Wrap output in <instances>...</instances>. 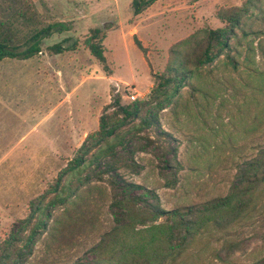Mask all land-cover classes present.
I'll use <instances>...</instances> for the list:
<instances>
[{
	"label": "rangeland",
	"instance_id": "obj_1",
	"mask_svg": "<svg viewBox=\"0 0 264 264\" xmlns=\"http://www.w3.org/2000/svg\"><path fill=\"white\" fill-rule=\"evenodd\" d=\"M131 1L31 0L40 26L60 22L65 30L43 39L40 52L29 59L0 61V264H12L13 259L16 264H86L94 260L91 248L114 224L112 176L117 183L134 182L151 189L161 207L171 209L229 193L247 163L264 156V123L249 126L251 119L244 120L233 108L217 111L216 102L209 113L203 109L199 113L190 86L184 85L176 103L151 109L159 117L158 125L139 130L136 118L124 127L123 144L81 172L84 184L92 186V194L82 192L77 207H71L67 214H63V207L51 208L46 229L37 231L32 246L20 252L19 259L13 258L23 244L22 235L29 233L34 223L33 218L27 223L25 220L32 206H42L51 199L59 171L87 134L97 130L103 107L115 95L123 104L134 101L131 94L135 100L145 101L157 75L192 54L206 28L225 26L221 17L231 8L252 5L248 7L250 17L240 14L237 37L242 27L245 31H264V13L259 12L264 9V0H157L138 15L133 14ZM96 27L105 35L106 68L84 44ZM21 32H26L25 28L20 27ZM134 37L144 50L135 45ZM259 41L264 44V35L254 45ZM55 44L66 50L55 53L49 49ZM259 56H254L257 68ZM221 64H207L201 71ZM215 72L226 88L218 95L233 102L223 79L237 81L242 70L230 72L220 67ZM259 82L264 84V75L253 79L254 85ZM205 120L208 127H204ZM232 131L237 136L231 143L227 133ZM222 140L235 149L224 144L220 151L214 150ZM94 149L92 146L86 157ZM110 165L114 170L103 172ZM61 182L74 186L77 176L67 174ZM86 185L78 191L86 190ZM141 192L136 189L131 194ZM147 199L152 201L153 197ZM91 209L94 218L89 221ZM253 215L237 229L232 247L244 262L264 255V203ZM58 216L60 223L54 226L52 219ZM10 236L15 239L6 245Z\"/></svg>",
	"mask_w": 264,
	"mask_h": 264
},
{
	"label": "trees",
	"instance_id": "obj_2",
	"mask_svg": "<svg viewBox=\"0 0 264 264\" xmlns=\"http://www.w3.org/2000/svg\"><path fill=\"white\" fill-rule=\"evenodd\" d=\"M156 1L132 0L133 14H140ZM250 6L252 5L231 8L221 17L225 26L206 28L203 38L192 54L177 65L170 66L165 73L157 75L156 83L145 101L134 100L123 104L117 94L103 107L98 117L97 130L87 134L73 157L59 171L51 188V199L42 206H32L30 215L25 220L27 223L33 218L34 223L29 233L22 235L23 244L18 247V253H13V258L19 259L22 251L32 246L37 231L46 229L45 219L49 218L51 208L63 207V214H67L71 207H77L82 192H87V196L92 194V186L84 184L85 178L81 177V172L88 166L97 165L105 155L112 154L117 144H123L124 127L129 126L136 118H139V130L158 125L159 117L152 113L151 109L176 103L181 97L180 88L184 85L190 86L191 98L199 113L202 109L209 113L216 102L217 111L233 108L244 120L251 119L249 126L264 123V84H253V79L264 75V44L259 41L254 45V42L264 35V31H245L242 27L239 37L235 31L240 25V14L250 17ZM259 12L263 14L264 9H259ZM262 17L264 18V15ZM39 23L38 13L31 0H0V61L4 58L33 57L40 52L43 39L54 32L65 30L64 24L60 22L44 26ZM20 27L21 30L25 28L26 32L19 34ZM250 34L254 36L248 38ZM104 36L102 28L96 27L92 29L84 44L103 64V68H106L102 44ZM134 43L144 50L135 37ZM49 49L55 53L66 50L61 44L52 45ZM230 51H233V54H230ZM255 55H260L258 68L254 66ZM216 61L222 64L201 71L207 64ZM220 67L230 72L242 70L237 81L223 79L229 86L233 102L218 95L222 94L219 90H226L215 72V69ZM198 80L203 83L197 82ZM109 109L111 111H108ZM207 122L208 120L203 122L204 127H208ZM249 126L244 127L250 129ZM214 128L217 129V126ZM236 136L233 131L227 133L230 142ZM92 139L90 144L89 140ZM231 143L222 140L214 145V150L220 151L224 144H229V148L234 150L235 146ZM92 146L94 151L86 157ZM108 170H114V167L110 165L103 172ZM67 174L76 175L78 183L73 186L71 183L61 182ZM110 183L111 207L115 208L112 212L114 224L108 231L101 233L98 244L91 248L95 259L86 264H264V255L256 261L244 262L232 252V247L237 241V229L245 224V221L252 219L254 212H258L264 203V156L247 163L238 177V183L229 193L212 196L196 205L164 209L159 203L158 195L141 184L128 181L117 183L113 176ZM83 185H86L87 189L80 193L78 189ZM136 189H141L142 192L131 194L132 190ZM149 196L153 197L152 201L147 199ZM93 212L94 209H91L87 213L89 221L94 218ZM59 217L61 216L52 219L55 221L54 226L60 223ZM89 221L84 222L88 224ZM13 238L10 236L5 244H11ZM222 252H225V256H222ZM13 260L12 264H16V259Z\"/></svg>",
	"mask_w": 264,
	"mask_h": 264
},
{
	"label": "crops",
	"instance_id": "obj_3",
	"mask_svg": "<svg viewBox=\"0 0 264 264\" xmlns=\"http://www.w3.org/2000/svg\"><path fill=\"white\" fill-rule=\"evenodd\" d=\"M4 59H5V58H4ZM13 59H17V58H13ZM28 59H29V58H28ZM2 60H3V59H2ZM17 60H26V59H17ZM35 69H36V68H35ZM36 71H37V69H36ZM37 73H38V71H37ZM0 100H2V97H1V96H0ZM52 103H53V102H52V100H51V101L48 102V105L51 106Z\"/></svg>",
	"mask_w": 264,
	"mask_h": 264
},
{
	"label": "built area",
	"instance_id": "obj_4",
	"mask_svg": "<svg viewBox=\"0 0 264 264\" xmlns=\"http://www.w3.org/2000/svg\"><path fill=\"white\" fill-rule=\"evenodd\" d=\"M129 97L131 98V100H135L136 99V96L134 94H131Z\"/></svg>",
	"mask_w": 264,
	"mask_h": 264
}]
</instances>
